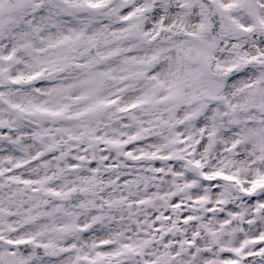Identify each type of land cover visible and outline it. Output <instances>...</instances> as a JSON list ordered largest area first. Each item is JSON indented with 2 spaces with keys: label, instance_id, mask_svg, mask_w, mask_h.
Masks as SVG:
<instances>
[{
  "label": "snow or ice",
  "instance_id": "6c2138e0",
  "mask_svg": "<svg viewBox=\"0 0 264 264\" xmlns=\"http://www.w3.org/2000/svg\"><path fill=\"white\" fill-rule=\"evenodd\" d=\"M0 264H264V0H0Z\"/></svg>",
  "mask_w": 264,
  "mask_h": 264
}]
</instances>
